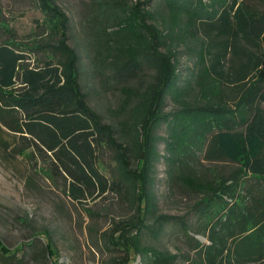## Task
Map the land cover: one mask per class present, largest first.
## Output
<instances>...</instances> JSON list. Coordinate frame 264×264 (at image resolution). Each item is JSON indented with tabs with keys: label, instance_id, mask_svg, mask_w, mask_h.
Masks as SVG:
<instances>
[{
	"label": "trees",
	"instance_id": "16d2710c",
	"mask_svg": "<svg viewBox=\"0 0 264 264\" xmlns=\"http://www.w3.org/2000/svg\"><path fill=\"white\" fill-rule=\"evenodd\" d=\"M36 2L45 18L31 40L6 29L0 43V131L18 139L21 152L38 155L71 200L83 204L109 193L124 198L137 213L129 225L143 264H174L180 257L142 243L144 231L159 236L171 223L193 246L190 264H264V9L239 0H164L152 12L151 0H92L79 51L69 45L70 18L57 0ZM182 48L197 58L187 75L180 68ZM82 52L93 75L125 97L131 114L119 127L104 124L86 103ZM147 72L154 73L151 83L132 85ZM168 98L178 106L172 113H164ZM147 100L153 117L145 122L138 107H129ZM163 124L167 138L157 136ZM118 141V159L129 156L136 166L122 164L124 173L113 177L103 153ZM159 141L168 157L160 155ZM194 146L210 164H239L243 175L225 180L195 172ZM161 158L172 185L198 197L193 225L158 214L154 186ZM192 227L206 242L190 234ZM52 247L46 240L42 253L51 258ZM3 256L13 260L16 253L4 250Z\"/></svg>",
	"mask_w": 264,
	"mask_h": 264
},
{
	"label": "rangeland",
	"instance_id": "374dc122",
	"mask_svg": "<svg viewBox=\"0 0 264 264\" xmlns=\"http://www.w3.org/2000/svg\"><path fill=\"white\" fill-rule=\"evenodd\" d=\"M138 1L132 0V3L136 4ZM163 1L151 0L148 6L154 12L161 7ZM91 2L92 0H57L70 18L69 45L79 51L84 46L83 27ZM239 2L254 3L258 9H264V1ZM44 18L36 0H0V43L9 35L6 29L13 35L16 34L20 41L31 40L29 35L42 24ZM181 53L180 68L182 74L187 75L189 69L196 67L197 58L195 53L190 54L184 48ZM82 58L81 85L86 94V103L104 124L119 127L121 122L128 121L131 114L123 107V93L111 84H102L93 75L90 61L84 54ZM209 63L208 60L207 64ZM141 76V83L138 86L136 83L132 85L147 86L153 81L154 73L147 72ZM231 100L227 104L232 105ZM150 102L134 101L129 110L138 107L139 118H144L145 122L151 121L153 116L149 113ZM228 107L224 106V109ZM177 108L174 101L168 98L164 113H172ZM140 129L143 132L144 126L140 125ZM157 136L167 138L165 124L157 130ZM17 140L13 135L0 131V264H124L128 257L132 259L131 264H143L132 245L134 230L129 225H135L137 213L132 206L126 204L124 198L109 193L97 200L88 199L83 204L71 200L61 186L50 179L47 168L38 155L31 151L21 152ZM118 144L121 145V142L118 141L115 150L107 148L103 153L105 168L113 177L124 173L122 164L126 169L136 166L129 156L125 161L118 159L121 149ZM157 148L161 156L168 157L164 141H159ZM190 150V154L195 156L192 160L195 172L214 173L225 180L243 175L239 171V164H210L204 160V152H200L195 146ZM154 190L158 214L185 218L192 225L197 221L193 213L197 195L183 187L172 185L167 162L163 158L156 163ZM119 223H122V231H119ZM148 224L152 226L153 222L148 221ZM192 230L193 227L190 231L192 236L206 242L205 237ZM150 232H143L144 246L180 256L174 264H190L187 257L194 256L193 246L178 224L167 225L159 236ZM33 234H37L39 239L34 238ZM46 240L53 245L51 258L48 252L42 253ZM31 241L36 244L34 248L29 246ZM4 250L15 252L16 258L6 260Z\"/></svg>",
	"mask_w": 264,
	"mask_h": 264
}]
</instances>
